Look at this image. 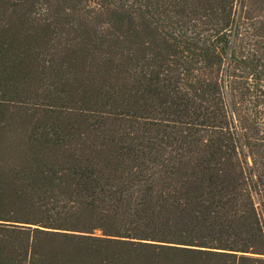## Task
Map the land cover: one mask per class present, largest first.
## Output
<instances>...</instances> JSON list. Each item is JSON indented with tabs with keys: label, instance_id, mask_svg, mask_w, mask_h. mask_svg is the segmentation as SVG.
I'll return each mask as SVG.
<instances>
[{
	"label": "trees",
	"instance_id": "16d2710c",
	"mask_svg": "<svg viewBox=\"0 0 264 264\" xmlns=\"http://www.w3.org/2000/svg\"><path fill=\"white\" fill-rule=\"evenodd\" d=\"M0 264H264V0H0Z\"/></svg>",
	"mask_w": 264,
	"mask_h": 264
}]
</instances>
